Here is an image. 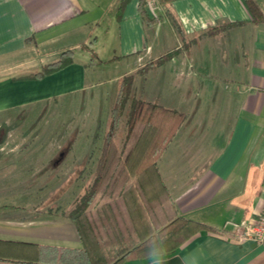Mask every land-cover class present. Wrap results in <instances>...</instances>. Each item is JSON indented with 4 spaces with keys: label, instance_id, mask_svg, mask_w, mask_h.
I'll list each match as a JSON object with an SVG mask.
<instances>
[{
    "label": "crops",
    "instance_id": "crops-1",
    "mask_svg": "<svg viewBox=\"0 0 264 264\" xmlns=\"http://www.w3.org/2000/svg\"><path fill=\"white\" fill-rule=\"evenodd\" d=\"M247 1L0 0V60L19 56V68L21 54L39 49L53 54L41 67L71 57L41 78L1 70L2 118L85 87L103 61H126L119 82L132 75L105 151L78 145L69 158L68 140L0 141V264H106L115 247L138 245L166 220L152 258L162 264H264V243L240 237L264 204L254 163L264 139V19L253 20ZM250 1L264 18V0ZM135 100L155 107L131 123ZM97 178L109 184L97 215L109 230L81 236L69 213ZM184 221L198 226L189 232ZM152 259L130 254L120 264Z\"/></svg>",
    "mask_w": 264,
    "mask_h": 264
},
{
    "label": "rangeland",
    "instance_id": "rangeland-1",
    "mask_svg": "<svg viewBox=\"0 0 264 264\" xmlns=\"http://www.w3.org/2000/svg\"><path fill=\"white\" fill-rule=\"evenodd\" d=\"M152 7H154V5H152ZM167 14V16H169V21H173L172 15L170 16V13ZM164 25L165 24H163L162 27H164ZM115 37L117 38V34ZM43 51L46 50L39 49L34 52H28L27 54H21L19 68H11L14 64L13 62L19 61V56L1 59L0 71L2 70L6 75H21L31 71L36 73L41 70L39 58H46L53 55L51 52L46 53L47 51ZM141 61L140 63L143 65L137 69V72L146 68L154 60ZM111 62L112 60L99 63V68L96 69V73L86 81L87 84L85 87L60 97L56 103H49L43 106L33 105L31 106L32 108L30 107L27 109L23 108L21 109V113L17 116H4L3 118L0 116V141L6 139L17 142H56L68 140L74 143V150L69 154V158L72 156L73 152L78 153V145L84 146L86 144H92L93 147L102 146L106 136L105 130L108 126L110 128L109 122L112 120V112L120 97L121 82H119L120 80H118L117 77L121 72H124L127 66L126 61L118 64ZM2 66L3 68L1 69ZM125 108L126 106L123 109ZM122 119L124 120V117ZM254 163L258 168L256 176L260 174L264 175V139L256 145ZM92 183L87 184L85 192L80 196L79 200H76L75 204H73L72 210L77 204L82 203L83 197L87 195ZM104 185L106 186L105 191L108 190V182L104 184H102V182L98 183V186L96 185V190L98 188H104ZM107 192L108 191L102 194L105 196L103 199L107 198ZM99 195V192L94 193L85 208V213L86 216H89L91 219L95 218V228H102L105 224L108 231L110 222L99 220L97 216L101 213L99 206L102 199L99 198ZM121 216L123 220L122 224L128 228L129 223L127 222L126 224L128 220H125L124 217L128 215L122 214ZM154 217H156V215L150 214L148 222L155 225L157 223L154 222ZM159 217L160 215L158 218ZM132 218L135 219L136 215ZM167 218H169V215H167ZM162 219L160 220L162 221ZM116 222L118 228L121 229V221L117 220ZM166 222L167 220L159 223H161L160 225L162 226L165 225ZM133 225L137 226L139 223H134ZM157 227L156 229H158ZM112 240L114 239H104L105 242Z\"/></svg>",
    "mask_w": 264,
    "mask_h": 264
},
{
    "label": "trees",
    "instance_id": "trees-1",
    "mask_svg": "<svg viewBox=\"0 0 264 264\" xmlns=\"http://www.w3.org/2000/svg\"><path fill=\"white\" fill-rule=\"evenodd\" d=\"M127 0H121V3L126 2ZM247 4L249 6V9L252 13L253 20L259 21L263 20V15L259 12V10L256 8V6L252 3V1L248 0ZM156 19V18H155ZM152 18V20H155ZM168 57V55H165L161 57L160 59H157L153 62H151L146 68L142 69L140 72H143L144 70H147L148 68L152 67L154 64H158L159 62H162L165 60L164 58ZM71 61V57L68 54V52H63L59 59L52 63H47L44 64L41 67L40 71H37L36 73H30L24 77L26 78H41L46 74H49L51 72H54L55 70L63 67L64 65L68 64ZM109 61V60H108ZM106 62V61H103ZM132 83V75H128L123 77L121 81V88H120V97L119 101L117 102L116 106L113 109L112 112V121L110 125V130L108 133H106V136L104 138L103 142V150L108 149L110 145L113 144V139H114V133L117 130L118 127V121L119 117L121 115V112L124 108L125 102L127 101L129 97V92H130V86ZM143 106H152L155 107V105H152L150 103H146L140 100H135L132 105H131V112L129 115V121L132 123V121L136 120V113L142 108ZM101 178V177H100ZM103 178V177H102ZM101 178V179H102ZM98 183H100L99 178H97L93 183L92 186L90 187V190L88 191L87 195L83 197V201L80 204H77V206L74 207L72 211L69 213V218L70 220L74 223L75 227L77 228V231L79 234L82 236V233H88L92 235L93 229H95V218L91 219L89 216H86L85 213V208L88 205V202L94 195V193H98V191L103 194L104 190L102 188H98L96 190V185L98 186ZM129 184V183H128ZM128 184L124 185L125 187L128 186ZM104 189V188H103ZM106 192V191H105ZM108 194V192H107ZM105 194V195H107ZM186 224L188 223L189 226V232L193 230V228H196L198 226V223H193L190 221H184ZM173 223V222H172ZM171 220L168 221L165 225L162 226L161 229H159L156 233L151 234L149 237L145 238L142 242H140L138 245H135L130 248H118L115 247L114 249V254L109 262L106 264H120L123 256L127 255H133V256H144L148 255L150 249H156L158 252V246L159 242H162L163 239L165 238L163 231L169 230V227L172 226ZM157 234H160V237H157Z\"/></svg>",
    "mask_w": 264,
    "mask_h": 264
},
{
    "label": "built area",
    "instance_id": "built-area-1",
    "mask_svg": "<svg viewBox=\"0 0 264 264\" xmlns=\"http://www.w3.org/2000/svg\"><path fill=\"white\" fill-rule=\"evenodd\" d=\"M240 235L241 238L264 243V204L255 219L242 225Z\"/></svg>",
    "mask_w": 264,
    "mask_h": 264
},
{
    "label": "clouds",
    "instance_id": "clouds-1",
    "mask_svg": "<svg viewBox=\"0 0 264 264\" xmlns=\"http://www.w3.org/2000/svg\"><path fill=\"white\" fill-rule=\"evenodd\" d=\"M156 253H157L156 249H150L148 253L149 258L152 259L156 255ZM152 264H162V262L157 259H152Z\"/></svg>",
    "mask_w": 264,
    "mask_h": 264
}]
</instances>
